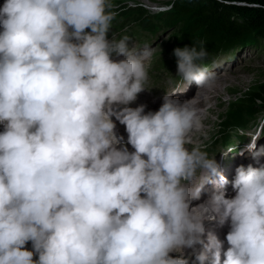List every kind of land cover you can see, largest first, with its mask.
Masks as SVG:
<instances>
[{"label": "clouds", "instance_id": "obj_1", "mask_svg": "<svg viewBox=\"0 0 264 264\" xmlns=\"http://www.w3.org/2000/svg\"><path fill=\"white\" fill-rule=\"evenodd\" d=\"M112 7L0 6V264H189L185 249L192 264L209 253L221 264L223 243L201 239L204 221L217 215L229 222L223 264H264V167H237L235 195L226 198L229 181L215 158L187 147L202 128L191 100L174 99V89L158 111L129 106L147 89L143 57L151 51L130 48L128 36L107 38ZM173 54L187 88L215 84L216 73L198 63L208 55L203 47ZM257 139L237 154L264 155ZM206 183L214 191L193 211Z\"/></svg>", "mask_w": 264, "mask_h": 264}, {"label": "rangeland", "instance_id": "obj_2", "mask_svg": "<svg viewBox=\"0 0 264 264\" xmlns=\"http://www.w3.org/2000/svg\"><path fill=\"white\" fill-rule=\"evenodd\" d=\"M174 1L111 0L113 6L111 10L116 13V16L112 21L107 38L119 41L122 37L128 36L130 48L138 49L137 51L148 48L151 51L149 57H143L148 72V81L145 84L147 89L138 95L136 101L129 105L130 107L145 106L146 97L156 100L159 97L163 98L166 92L174 89L180 88L181 92L184 82L177 76V63L173 50L177 47L188 46V38L194 40L196 46L209 41L210 37L205 28L196 26L194 18L175 13L172 8ZM245 17L234 16L233 18L238 24L243 25ZM242 32L239 31L241 34L238 36V49L229 54L219 55L210 64V69L220 65L215 70H211L216 73V80L228 79L225 89L221 90L223 98L218 104H214V100H209V95L198 89L197 85H194V90L186 93L189 95L185 98L180 97L185 95L181 93H175L173 96L180 102H182L180 99H183V102L191 99L192 103L202 110L198 114L202 128L198 132H193L191 140L194 142L188 143L187 147L189 149L199 147L202 151L214 152L215 154L209 158H215V160H219L220 153L218 152L221 144L231 145L230 141L234 137L235 140L242 136L250 137L256 132V127H260L258 133H264V102L253 101L258 87L264 85V36L258 30ZM200 65L202 66L201 63ZM220 68L221 70H218ZM225 72L229 74L224 75ZM159 107L158 103L151 106L154 112ZM113 120H115L114 117ZM246 123H248L247 127L241 129L240 126L243 127ZM226 134L227 137L220 140ZM260 145L264 147V138ZM127 147L128 150L131 149L130 145ZM237 148L240 147H235ZM262 161L264 163V158L260 156L259 162ZM244 164L242 166L247 168ZM212 188L214 187L211 186L207 190ZM207 190L201 201L208 198ZM212 223L215 222L212 221ZM212 223L208 224L207 228L213 231L209 228L214 227ZM215 236L220 239L219 233ZM201 247L203 248V245Z\"/></svg>", "mask_w": 264, "mask_h": 264}, {"label": "trees", "instance_id": "obj_3", "mask_svg": "<svg viewBox=\"0 0 264 264\" xmlns=\"http://www.w3.org/2000/svg\"><path fill=\"white\" fill-rule=\"evenodd\" d=\"M239 4L241 6H235ZM175 13L195 19V25L205 28L209 41L195 45L188 38V46L203 47L207 58L219 53H228L238 49L239 31L258 32L264 36V0H175L172 2ZM255 5H258L255 6ZM244 18V24H238L233 17ZM242 32V33H243ZM206 58V59H207ZM254 100L264 102V85L258 87ZM248 123L244 125L247 127Z\"/></svg>", "mask_w": 264, "mask_h": 264}, {"label": "bare ground", "instance_id": "obj_4", "mask_svg": "<svg viewBox=\"0 0 264 264\" xmlns=\"http://www.w3.org/2000/svg\"><path fill=\"white\" fill-rule=\"evenodd\" d=\"M2 3H3V1H0V6H2ZM221 68L223 69L224 67H221ZM221 68L218 69V70H221ZM150 74H152V73H150ZM228 74L229 73H227V72L224 73V75H228ZM227 82H228V79L216 80L215 84L211 88L201 89V91H203L204 93H207L209 95V97H208L209 100H211V101L214 100L215 101V102H213L214 104H218L219 101L221 100V98H223L222 97L223 94H222L221 90L227 85ZM194 85H196V84L192 83L188 88L186 87L187 90L184 87L181 90V94H185V95H181L180 97H184L185 98V96H188L189 94H186V93H189L190 91L194 90ZM180 100L182 101L181 103H183V99H180ZM190 100L191 99L186 100V101H190ZM144 103H145V114H146L147 112H154V110L151 108V106L154 105L155 103H158L159 106H161L162 103H163V100H161V97L157 98L156 100L155 99L151 100V99L146 97ZM191 103H192V100H191ZM192 104L195 105V103H192ZM195 106L197 107V105H195ZM156 111H158V110H156ZM201 111L202 110H199L198 114ZM113 121L116 124V128H115L116 135L118 137H123V142L122 143L124 145L128 146L126 144L127 133L125 131V127L123 125L119 124L118 121H115V120H113ZM243 127H244V125H243ZM243 127H242V125L240 126L241 129H245L246 128V127L245 128H243ZM263 127H264V124H263ZM259 128L260 127H256V132L250 137L242 136V137H238L237 140H235V137H234L233 140H235V141H233V140L230 141L231 145L230 144H228V145L221 144L220 145V150H219L218 153H222L221 161L219 163V165H221L223 167V173L221 175H223L229 181L228 185L225 186L226 198H232V196L235 194L233 189H232V181L235 178V174H236L235 170H236L237 167L242 166L244 163H245L244 165L247 166V167H249V166L254 167V168L264 167L263 161L261 163L259 162V158L260 157L253 158L247 152H245V154L243 156H240V155L237 154L240 150L244 149L247 146L248 143H250L251 139L255 140V139L259 138L256 141V142H258V143H256V146H257V149L261 148L260 143H261V140H263V138H264L263 137L264 133L263 132L258 133ZM192 136H193V133H190L189 136H188V143H190V144L192 142H194L193 140H191ZM224 137H227V134L225 136H223L220 140H222ZM205 144H204V146H205ZM118 147H120V145H118ZM235 147H240V150L238 152L237 151H233V149H235ZM261 157L264 158V155H262ZM238 158H239V160H238ZM198 176H199V174H198ZM215 179H218V177H216ZM211 186H213L211 183H206L204 185V188H203L202 192H201L200 199L199 200H193L191 202L192 206H193V211H197L198 209L196 208V206L199 205V204H202L204 202V201H201L202 197H204L206 195V190L208 188H210ZM213 191H214V188H212L210 190H207V195L209 196ZM212 221H214L216 223V226H217L216 228L209 227V228L213 229V231L207 228L208 224L210 225V223H212ZM204 222H207V223L204 225L205 231H204L201 239L204 242V244H207L209 234H212V235H216V233L220 234V239L219 240L223 243V248H222V253H221V264H223V259H224L223 252L226 251L227 247H228V244H227V241H226V235H227V233L229 231V222L228 221H224L223 223H221L220 217L218 215L216 216L215 219H213V220H205ZM201 246L202 245H200L198 247L202 249ZM25 247H26L27 250L31 251L32 250L31 242H28L25 245ZM170 255L173 256V257H176L179 254L173 252ZM182 255H183V258L189 260V264H192V261L195 259L194 255L192 254V250L191 249H185L183 251ZM34 259H38V257L34 256ZM211 261H212V256H211V253H209L208 254V259L205 261V264H211Z\"/></svg>", "mask_w": 264, "mask_h": 264}]
</instances>
